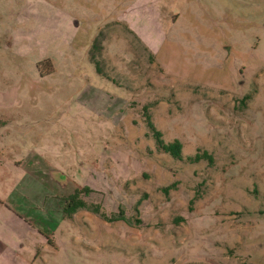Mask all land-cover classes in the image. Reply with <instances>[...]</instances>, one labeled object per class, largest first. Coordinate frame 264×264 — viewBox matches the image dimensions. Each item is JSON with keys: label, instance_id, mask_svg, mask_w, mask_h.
Segmentation results:
<instances>
[{"label": "rangeland", "instance_id": "rangeland-1", "mask_svg": "<svg viewBox=\"0 0 264 264\" xmlns=\"http://www.w3.org/2000/svg\"><path fill=\"white\" fill-rule=\"evenodd\" d=\"M0 264H264V0H0Z\"/></svg>", "mask_w": 264, "mask_h": 264}, {"label": "trees", "instance_id": "trees-1", "mask_svg": "<svg viewBox=\"0 0 264 264\" xmlns=\"http://www.w3.org/2000/svg\"><path fill=\"white\" fill-rule=\"evenodd\" d=\"M94 44V45H93ZM92 44V48L95 46V43ZM40 65V62H38ZM146 123L152 131V136L155 140V144L158 149L162 152L169 154L174 159H181L182 154V143L178 139H174L170 142H165L162 138V134L159 130L156 129L148 113H146ZM190 162H199L201 160H206L208 163H212L213 157L206 150H203L201 153L196 152L193 156L187 157ZM89 192V189L82 187L80 189H75L74 192L68 195L65 198L66 208H64L66 214L69 216L72 213L76 212L78 208L88 207L86 201L82 198V193ZM99 205H93L91 209L93 211H98Z\"/></svg>", "mask_w": 264, "mask_h": 264}]
</instances>
